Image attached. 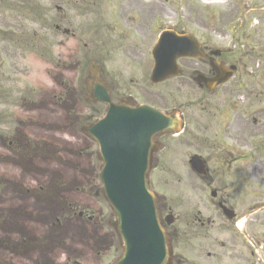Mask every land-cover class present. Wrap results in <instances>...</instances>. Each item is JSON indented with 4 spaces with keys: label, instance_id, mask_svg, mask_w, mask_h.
<instances>
[{
    "label": "flooded vegetation",
    "instance_id": "af4514ba",
    "mask_svg": "<svg viewBox=\"0 0 264 264\" xmlns=\"http://www.w3.org/2000/svg\"><path fill=\"white\" fill-rule=\"evenodd\" d=\"M131 5V4H130ZM154 14L156 13H141L138 19L129 20L132 26L135 27L137 31H147L150 30L148 27L154 19ZM212 56L208 55L205 60H202V65H208L209 59ZM218 61L228 64L232 61L228 57H220ZM249 65V71L247 72L245 68H241L238 80H234L232 83L223 88V96L225 97V104L221 106L219 118H220V128L214 131V127L204 126L199 117H195L189 124L184 125L181 131V138L177 145L180 152H186L194 141L199 140L204 136H211L212 138L219 139L220 141L227 143L231 141L240 146H249V143L260 133V130H264V120L259 123L260 110L254 107L253 104L250 108H246L245 113L240 109L234 110V105L242 106L247 101H253V98H258V96H264V82L259 84L260 76L264 77V73H261V68H257L254 65V59L251 57L247 58ZM204 70L208 68L203 67ZM210 75V71L208 72ZM205 75V74H204ZM245 78V79H244ZM255 80V81H254ZM259 84V85H258ZM246 87V89H243ZM200 91L206 94H214L217 92H206L204 89ZM235 95V96H232ZM117 98H126L125 95H119L116 93ZM245 99V100H244ZM264 113V111H263ZM184 118V113H181ZM264 116V114H263ZM221 154L226 157V161L231 163L226 167H212L211 165L207 168H197L191 169L183 168V165L176 164L175 170H169L168 172H173L179 176L186 177V184L192 193V205L193 207H200L204 212L205 218H199V216H194V219L201 223L199 227L201 229L207 230L209 226L212 228H221V225L225 222L233 223L237 220L239 213L243 212L244 208L248 205L244 201L242 193L233 186H225L223 180L228 178L234 179L235 176H230L235 171L233 166L239 162L225 150L221 151ZM249 155L251 160L254 161V152L251 148L249 150ZM260 163L252 164L247 166L252 167L249 173L256 177L258 174ZM237 175L240 176L242 170L238 169ZM264 171V170H263ZM249 222H253L250 220ZM252 230V229H251ZM235 236H218L216 233L211 231L209 236L208 249H212L211 252L206 254L207 257H213L214 259L208 264H225L220 258V255H225V247L228 246V240L230 239L231 245L230 249L232 252L235 251L233 257L237 260L239 259L242 264H264V236H260L258 230L254 233L247 232L245 235L233 233ZM252 235V236H247ZM239 236H247L248 239L253 243H249L253 248L248 247V245L241 240L239 243ZM227 240V241H226ZM240 245L245 248L240 249ZM227 256V254H226ZM231 264L233 260L231 259Z\"/></svg>",
    "mask_w": 264,
    "mask_h": 264
},
{
    "label": "rangeland",
    "instance_id": "374dc122",
    "mask_svg": "<svg viewBox=\"0 0 264 264\" xmlns=\"http://www.w3.org/2000/svg\"><path fill=\"white\" fill-rule=\"evenodd\" d=\"M37 4L42 9L48 8L47 1L35 0V5L37 6ZM0 16L3 19L4 31L6 34L4 37V48L6 49L8 55L17 59V61L10 59V63L16 68H19V74H15V76L10 77L8 80V86L14 87L18 90L28 88L35 89L36 93L37 90H40L41 88L44 90L46 88L44 62L35 54L28 55L31 49H28L25 43H19L17 41L19 36L29 37L33 32L36 34V41L42 37L43 32L40 29L43 28L44 17H39V22L35 24L32 23L26 15L18 17L15 12H0ZM139 56L140 54H137L135 58L137 62H139ZM7 73L8 72L5 74ZM41 99L44 100V96H42ZM82 113L86 114V111L83 110ZM19 116L21 120H25V118L30 117L33 121L48 122L52 126H63L65 124L63 120V112H59L56 117L47 116L45 119L42 112H29L27 110V106L21 105L20 101ZM54 130H56V128H54ZM57 131L58 133H52L53 137L44 134L37 136L49 137L48 140H59L62 146L64 145L66 149H72V151L78 150L81 146L89 145L87 141L83 140L80 136L75 135L71 129L66 130V128H63ZM85 162L86 161H83V159L79 157L78 159H72L70 162L74 166L73 169L63 166L61 173L69 180L71 188L74 187L75 181L80 180V169H87V164ZM35 165L38 167H48L52 171H59L56 167H54V163H51L50 165L49 163L47 165L35 163ZM76 165L79 167H76ZM0 170L3 174L2 178L8 180L10 183L8 188L4 185L3 190L5 192L0 196V214L2 216V218H0V236H17L16 233L20 232L25 227V224H27L31 219L23 216V214L20 213V208L23 204L28 205L29 202L34 203L38 201V198H35L33 196L34 194L29 190L35 189L42 181H44L45 176L35 175L33 177L31 173L26 170L24 171L20 168V171H16L15 167L5 165L2 167L0 166ZM51 180L52 178L48 176L46 178V183H49ZM17 195H19V198H17ZM20 202L22 203L19 207L17 204ZM80 203L81 209L86 203L96 206V201L93 203L90 198L82 199V201L80 200ZM34 223L47 224L49 221L43 223L40 222L38 218L34 219ZM35 224H28L25 231L19 236L25 233H31L32 226H36L42 232V236H48L52 232L49 226H37ZM110 251L108 260L106 259L107 261L114 259L118 255L117 249Z\"/></svg>",
    "mask_w": 264,
    "mask_h": 264
},
{
    "label": "water",
    "instance_id": "95a60500",
    "mask_svg": "<svg viewBox=\"0 0 264 264\" xmlns=\"http://www.w3.org/2000/svg\"><path fill=\"white\" fill-rule=\"evenodd\" d=\"M115 200H117V198H115ZM150 234H152L153 236H156L155 230L152 229ZM155 254H156L155 252H153V254L151 252H147V253L143 252V253L137 254L132 264H135V263H138V264H159V260L157 259Z\"/></svg>",
    "mask_w": 264,
    "mask_h": 264
}]
</instances>
